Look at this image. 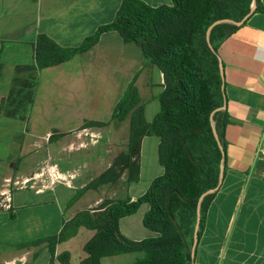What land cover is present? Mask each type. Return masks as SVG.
Listing matches in <instances>:
<instances>
[{
	"label": "crops",
	"instance_id": "obj_1",
	"mask_svg": "<svg viewBox=\"0 0 264 264\" xmlns=\"http://www.w3.org/2000/svg\"><path fill=\"white\" fill-rule=\"evenodd\" d=\"M122 1L0 0V138H7L5 155L0 156V195L5 202L0 209V264H63L59 256L65 253L70 263H79L94 231L81 228L57 245L54 258L47 242L32 243L58 236L79 211L97 208L106 199L136 201L164 173L159 138L145 136L137 182H128L125 170L115 184L85 190L127 151L130 120L111 119L129 86L137 88L147 122L160 110L162 72L117 31H104L86 51L38 70L28 110L8 115L17 72L35 63L38 37L45 35L65 49L80 48L114 22ZM141 1L151 7L172 4ZM260 3L264 8V0ZM219 56L229 117L226 169L206 212L194 264H264V155L259 153L264 149V12L254 11L227 37ZM88 128L101 130L100 142L88 150L68 151V144ZM49 158L61 171L82 170L85 164L88 171L82 170L71 187L57 184L43 192L13 184L31 177ZM149 209L143 203L135 214L121 218L120 233L133 241L157 236L143 223ZM143 256V252L123 253L103 257L100 264H134Z\"/></svg>",
	"mask_w": 264,
	"mask_h": 264
},
{
	"label": "trees",
	"instance_id": "obj_2",
	"mask_svg": "<svg viewBox=\"0 0 264 264\" xmlns=\"http://www.w3.org/2000/svg\"><path fill=\"white\" fill-rule=\"evenodd\" d=\"M171 1V5L151 7L141 0H123L114 22L101 28L77 49L62 48L40 35L35 44V63L17 72L15 90L8 100V107L12 108L9 116L28 110L38 70L70 60L92 46L102 32L113 30L125 42L138 45L147 63L155 65L164 77V89L159 95L160 110L151 122L145 119L144 104L137 88L131 84L126 90L111 121L130 120L127 151L120 153L112 166L93 179L85 190L115 184L125 170L128 182H137L145 136L160 140L158 158L164 168L163 175L154 179L136 201L106 199L97 208L79 211L58 236L32 243L47 242L53 258L58 244L75 237L84 228L95 234L84 246L85 258L76 264H100L103 257L130 252L144 253L134 264H192L198 201L203 193L218 185L221 167L226 169L225 130L229 117L226 109L218 110L226 101L219 48L239 26L219 24L211 30L209 40L207 32L217 20H242L253 0ZM255 11L264 12L260 0L255 1ZM2 68L0 61V74ZM214 128L221 147L215 139ZM215 193L206 196L201 203L198 238ZM143 203L150 206L144 216V226L157 236L129 240L120 233L119 221L135 214ZM62 256L59 259L63 264H72L67 253Z\"/></svg>",
	"mask_w": 264,
	"mask_h": 264
},
{
	"label": "built area",
	"instance_id": "obj_3",
	"mask_svg": "<svg viewBox=\"0 0 264 264\" xmlns=\"http://www.w3.org/2000/svg\"><path fill=\"white\" fill-rule=\"evenodd\" d=\"M101 138L102 133L100 129H85L83 130V134L78 138V141L72 142L70 150H88L89 148L96 146ZM259 153L264 155V149H261ZM100 163H102V161ZM82 170L87 172L88 165L85 164ZM82 170L61 171L58 164L52 158H49L43 162L31 177L23 181H16L13 184L20 189H35L36 192L53 189L57 184L71 187L73 186V182L84 173Z\"/></svg>",
	"mask_w": 264,
	"mask_h": 264
},
{
	"label": "water",
	"instance_id": "obj_4",
	"mask_svg": "<svg viewBox=\"0 0 264 264\" xmlns=\"http://www.w3.org/2000/svg\"><path fill=\"white\" fill-rule=\"evenodd\" d=\"M255 1L256 0H253V4L250 8V11L249 13L240 21H234V20H229V19H221V20H217L215 21L208 29V32H207V36H208V40H209V34L211 32V30L219 25V24H222V23H232V24H235L237 26H241L243 23H245L247 21V19L254 13L255 11ZM209 44H210V41H208ZM220 72H221V76L222 78L224 79V67L222 64H220ZM222 89L225 93V85L223 84L222 85ZM223 109H226V102L224 103V105L222 107H220L218 110H223ZM216 110V111H218ZM215 112H213L214 114ZM213 114H212V117H213ZM214 126V125H213ZM213 133H214V136H215V139L218 143V145L221 147V141L219 139V135L216 131V129L214 128L213 129ZM224 155V153H223ZM224 175H225V168L222 166L221 169H220V177H219V183L218 185L213 188V189H210L208 191H206L205 193L202 194V196L200 197L199 201H198V207H197V220H196V224H195V228H194V237H193V243H192V247H191V256H192V264H194V260H195V252H196V246H197V243H198V231H199V228H200V224H201V203L202 201L204 200V198L210 194H213L215 192H217L223 182V179H224Z\"/></svg>",
	"mask_w": 264,
	"mask_h": 264
},
{
	"label": "rangeland",
	"instance_id": "obj_5",
	"mask_svg": "<svg viewBox=\"0 0 264 264\" xmlns=\"http://www.w3.org/2000/svg\"><path fill=\"white\" fill-rule=\"evenodd\" d=\"M123 139V138H122ZM7 144V138H4V137H1L0 138V156H2V155H5V151H6V149H5V145ZM71 147H72V143L70 144H68V151H70V149H71ZM120 147H121V145H118L117 144V146H116V151H118L119 149H120ZM99 195V193L97 194V193H94L93 194V196H98ZM4 204H5V202H4V197L2 196V195H0V209L4 206ZM81 239H77V241L76 242H78L79 243V241H80Z\"/></svg>",
	"mask_w": 264,
	"mask_h": 264
}]
</instances>
